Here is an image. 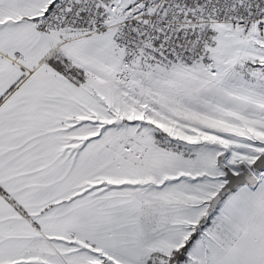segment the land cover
Segmentation results:
<instances>
[{"label":"snow or ice","instance_id":"6c2138e0","mask_svg":"<svg viewBox=\"0 0 264 264\" xmlns=\"http://www.w3.org/2000/svg\"><path fill=\"white\" fill-rule=\"evenodd\" d=\"M0 264H264V0H0Z\"/></svg>","mask_w":264,"mask_h":264}]
</instances>
